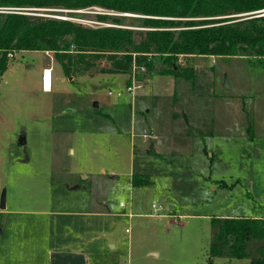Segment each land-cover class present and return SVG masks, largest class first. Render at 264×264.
Wrapping results in <instances>:
<instances>
[{
	"label": "rangeland",
	"instance_id": "rangeland-1",
	"mask_svg": "<svg viewBox=\"0 0 264 264\" xmlns=\"http://www.w3.org/2000/svg\"><path fill=\"white\" fill-rule=\"evenodd\" d=\"M31 12L89 28L116 27L121 16L131 25L136 16ZM178 64L173 76L157 63L118 74L102 58L68 78L52 52L8 56L0 74V264H44L24 238L31 231L39 244V225L51 248L83 242L92 264H208L224 219L264 217V67L244 57ZM49 67L52 86L43 92ZM128 81L141 88L126 96ZM223 248L213 264L259 257L248 251L229 260Z\"/></svg>",
	"mask_w": 264,
	"mask_h": 264
},
{
	"label": "trees",
	"instance_id": "trees-1",
	"mask_svg": "<svg viewBox=\"0 0 264 264\" xmlns=\"http://www.w3.org/2000/svg\"><path fill=\"white\" fill-rule=\"evenodd\" d=\"M93 7L138 17H130L135 20L131 25L122 24L126 17H113L116 27L94 29L49 17L0 13V74L9 55L27 51L52 52L68 78L84 75L102 58L118 74H131L134 67L152 69L157 63L160 74L173 76L180 70L181 57H244L264 67V17H234L264 9V0H0V8ZM142 182L133 178L134 185ZM253 240L261 243L256 250L259 257L247 264H264V219H224L217 227V244L212 245L208 264L223 253V246L234 259L245 258Z\"/></svg>",
	"mask_w": 264,
	"mask_h": 264
},
{
	"label": "crops",
	"instance_id": "crops-1",
	"mask_svg": "<svg viewBox=\"0 0 264 264\" xmlns=\"http://www.w3.org/2000/svg\"><path fill=\"white\" fill-rule=\"evenodd\" d=\"M202 58H208V59L213 60V58H216V57H202ZM194 87H196V85H194ZM126 96H128V95H126ZM235 98H237V97H235ZM190 126H192V125H190ZM195 129H198V128H195ZM195 129H193V130H195ZM5 208H6V204H5ZM4 210H1V211H4ZM9 214L13 215L12 213H9ZM15 214H17V213H15ZM236 218L264 219L263 216L236 217ZM12 225L14 226L15 223ZM16 226H15V228H13L15 238H17V236H19V235H22V234L18 233V229L16 228ZM38 227H39L38 230L42 231L41 240H40L41 242L39 244H37L39 242L38 238L34 237L31 231L25 234V235H28V238H26V237H24V238L26 239L27 242L29 241L31 248L34 251H37V253H38V250L40 251V255H41L42 259L45 260L44 264H92L91 253L88 252L87 250H84L83 242L80 244L70 245L71 247H68L66 249L65 248L64 249L51 248L47 245V240L49 239V236H50L48 231H47V228H44V225H39ZM0 230L2 231L0 235H2L3 230L2 229H0ZM32 230H33V228H32ZM29 235L31 237H29ZM214 241H215V239H214ZM213 244H217V242L215 241V242H213ZM260 244L261 243L259 241H256V240L250 241L247 249H248V251H253V253L255 254L257 252L256 251L257 248L260 247ZM38 246H41V247L39 248ZM17 250H19V249L17 248ZM32 255L34 257H36V252L33 253ZM220 258H221V256H218L216 259H220ZM228 259L232 260L233 257L230 256ZM13 260H14V258H10L6 262L10 261L9 262L10 264H14ZM36 262H37V260L34 263H36ZM215 262H216V260H215Z\"/></svg>",
	"mask_w": 264,
	"mask_h": 264
},
{
	"label": "built area",
	"instance_id": "built-area-1",
	"mask_svg": "<svg viewBox=\"0 0 264 264\" xmlns=\"http://www.w3.org/2000/svg\"><path fill=\"white\" fill-rule=\"evenodd\" d=\"M96 9V14H103V15H115V12H111L102 8L98 7H93ZM37 10H44V9H35V8H24V9H17V8H0V13H17V14H23V15H28V16H37V14L31 12V11H37ZM49 10H55V9H49ZM60 11H67L68 12H74V11H69V10H60ZM126 15V14H124ZM129 15V14H127ZM45 17V16H44ZM49 18L53 19H58V20H63V21H70L73 23H76V21H73L70 18L67 17H58V16H47ZM234 17H240L243 19H251V18H259V17H264V9L257 10L254 12H249V13H244V14H239L235 15ZM79 24V23H77ZM102 27H109V25H105L103 23H98L96 22L95 25H92L91 28L97 29V28H102ZM11 56V55H9ZM135 69H140L144 71V67H134L132 74L135 72ZM52 86V68H44L41 73V87L43 92H49L51 90ZM137 88H141V85H134V86H125V94L126 95H132ZM109 95H113L111 92L108 93ZM123 93H118L116 94V97H121ZM145 139L149 137V135L144 136ZM152 209L154 211L157 210V206L155 203L152 204Z\"/></svg>",
	"mask_w": 264,
	"mask_h": 264
},
{
	"label": "water",
	"instance_id": "water-1",
	"mask_svg": "<svg viewBox=\"0 0 264 264\" xmlns=\"http://www.w3.org/2000/svg\"><path fill=\"white\" fill-rule=\"evenodd\" d=\"M135 17H138V16H135ZM27 69H32V67H27ZM227 86V84H226ZM94 107H97V104L95 103L94 104ZM18 144L20 146H23L25 144V139L23 137V135L21 136V138L19 139L18 141ZM5 204H6V190L4 189L0 195V209L1 210H4L5 209ZM1 230H0V234H1Z\"/></svg>",
	"mask_w": 264,
	"mask_h": 264
},
{
	"label": "flooded vegetation",
	"instance_id": "flooded-vegetation-1",
	"mask_svg": "<svg viewBox=\"0 0 264 264\" xmlns=\"http://www.w3.org/2000/svg\"><path fill=\"white\" fill-rule=\"evenodd\" d=\"M22 135H20L19 139L21 138Z\"/></svg>",
	"mask_w": 264,
	"mask_h": 264
}]
</instances>
